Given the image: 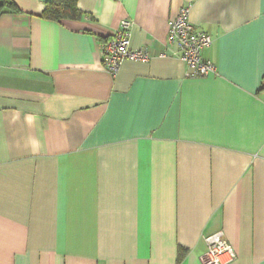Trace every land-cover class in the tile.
<instances>
[{"label": "crops", "instance_id": "crops-1", "mask_svg": "<svg viewBox=\"0 0 264 264\" xmlns=\"http://www.w3.org/2000/svg\"><path fill=\"white\" fill-rule=\"evenodd\" d=\"M0 12V264H202L223 232L232 264H264V0H53ZM3 0H0V5ZM213 39L217 74L168 44V23ZM132 23L148 63L103 67Z\"/></svg>", "mask_w": 264, "mask_h": 264}, {"label": "built area", "instance_id": "built-area-1", "mask_svg": "<svg viewBox=\"0 0 264 264\" xmlns=\"http://www.w3.org/2000/svg\"><path fill=\"white\" fill-rule=\"evenodd\" d=\"M192 5L183 7L178 16L168 23V44L177 48L181 61L193 70L192 76L204 78L217 74L216 65L203 57V52L213 44V39L206 33L198 32L190 22ZM132 23L124 21L119 30L105 44L102 52L104 69L116 76L126 61L148 63L152 54L148 49L131 47ZM207 254L202 264H232L237 254L226 240L223 232L206 238Z\"/></svg>", "mask_w": 264, "mask_h": 264}, {"label": "trees", "instance_id": "trees-1", "mask_svg": "<svg viewBox=\"0 0 264 264\" xmlns=\"http://www.w3.org/2000/svg\"><path fill=\"white\" fill-rule=\"evenodd\" d=\"M77 3L78 0H53L52 3L47 5L41 18L54 22L79 20L82 17V13L78 9ZM3 8H9L14 12L20 11L12 0H3V3L0 5V12Z\"/></svg>", "mask_w": 264, "mask_h": 264}]
</instances>
